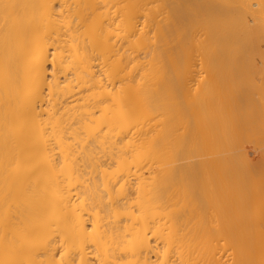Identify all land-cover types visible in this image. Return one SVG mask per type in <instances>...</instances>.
I'll use <instances>...</instances> for the list:
<instances>
[{
    "label": "bare ground",
    "instance_id": "1",
    "mask_svg": "<svg viewBox=\"0 0 264 264\" xmlns=\"http://www.w3.org/2000/svg\"><path fill=\"white\" fill-rule=\"evenodd\" d=\"M263 44L264 0H0V264H264Z\"/></svg>",
    "mask_w": 264,
    "mask_h": 264
},
{
    "label": "rangeland",
    "instance_id": "2",
    "mask_svg": "<svg viewBox=\"0 0 264 264\" xmlns=\"http://www.w3.org/2000/svg\"><path fill=\"white\" fill-rule=\"evenodd\" d=\"M263 47H264V44H263ZM263 49H264V48H263ZM258 72H259V71H258ZM255 73H256V72H254L253 75H254ZM258 74H259V73H256L255 76L258 75ZM260 126H261L262 128H261ZM260 126H258L257 128H255L256 130L258 129V130H257L258 133H256V132H255L256 130L254 129V130H255L254 133L252 132V134L250 133L248 136L251 137V139H252V137H254L255 134H257L259 137H260V135L262 134L261 137H260V138H259V137L257 138V135H255L254 138H255L256 140H255L254 138H253V139H254L256 142L253 141V140L251 141L250 138H247V139H249L248 141L251 142L252 144L249 143L248 141H246V142H248V143H245V144H246V146H248V147H249L250 145H251V147L253 146L252 149H255V148H256L255 146L259 147V148H260V153H261V154H260V153L255 154L254 151H252V149L249 150V148H248V150L251 152V154H255V156L260 154V157H261V155H263V153H264V142H262L263 139H264V137H262V136H264V135H263V133H264V127H263L262 125H260ZM260 128H261V131H260ZM259 133H261V134L259 135ZM253 134H254V135H253ZM251 135H252V136H251ZM257 140H258V142H257ZM253 142H255L256 144L254 145ZM260 142H261V143H260ZM257 143H258V144H257ZM248 144H250V145H248ZM261 144H262L263 146H262ZM251 147H250V148H251ZM261 147H262V148H261ZM256 158H257V156H256L254 159H256ZM255 161H256V160H255Z\"/></svg>",
    "mask_w": 264,
    "mask_h": 264
}]
</instances>
